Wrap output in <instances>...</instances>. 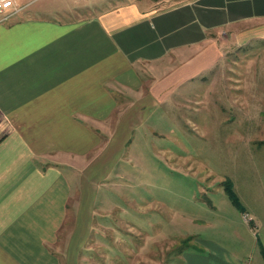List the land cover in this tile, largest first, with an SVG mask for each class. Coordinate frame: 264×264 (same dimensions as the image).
Instances as JSON below:
<instances>
[{
    "label": "crops",
    "instance_id": "1",
    "mask_svg": "<svg viewBox=\"0 0 264 264\" xmlns=\"http://www.w3.org/2000/svg\"><path fill=\"white\" fill-rule=\"evenodd\" d=\"M81 1L12 0L0 14V264H83L106 229L94 188L128 135L264 72V0ZM250 224L264 264V214ZM239 241L187 264H251Z\"/></svg>",
    "mask_w": 264,
    "mask_h": 264
},
{
    "label": "rangeland",
    "instance_id": "2",
    "mask_svg": "<svg viewBox=\"0 0 264 264\" xmlns=\"http://www.w3.org/2000/svg\"><path fill=\"white\" fill-rule=\"evenodd\" d=\"M261 67L243 77L242 92L228 85L224 100L163 107L152 124L128 135L123 158L94 188L92 214L106 229L92 234L103 246L83 251V264H187V254L211 257V245L236 255L240 238L254 263L248 228L254 214H264Z\"/></svg>",
    "mask_w": 264,
    "mask_h": 264
},
{
    "label": "built area",
    "instance_id": "3",
    "mask_svg": "<svg viewBox=\"0 0 264 264\" xmlns=\"http://www.w3.org/2000/svg\"><path fill=\"white\" fill-rule=\"evenodd\" d=\"M13 6V2L12 0H0V14H3L4 12H6L7 10H9L10 8H12ZM17 12V10L14 9V13ZM12 13V14H14ZM11 14V15H12ZM10 15H5L3 18H1L2 20H5L9 17ZM244 220L245 222H249L247 215H244Z\"/></svg>",
    "mask_w": 264,
    "mask_h": 264
}]
</instances>
